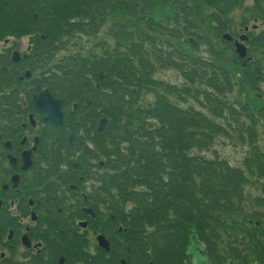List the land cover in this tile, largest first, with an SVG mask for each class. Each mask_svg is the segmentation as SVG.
Returning <instances> with one entry per match:
<instances>
[{
	"label": "trees",
	"instance_id": "trees-1",
	"mask_svg": "<svg viewBox=\"0 0 264 264\" xmlns=\"http://www.w3.org/2000/svg\"><path fill=\"white\" fill-rule=\"evenodd\" d=\"M160 1L170 12L157 19L154 9ZM240 2L20 0L32 24L58 50L75 37H95L109 21L119 20L85 55L64 57L63 73L55 81L60 94L88 108L86 121L110 120L106 133L94 132L92 140L105 161L104 188L116 193L114 213L126 211L130 216L137 249L182 251L196 234L217 256L226 220L237 223L235 218L248 214L246 188L260 183L264 187V141L262 146L257 140L258 128L264 130V109L252 112L228 100L237 84L232 67L238 65L248 87L259 92L261 79L256 77L262 74L261 66L251 63L244 68L232 47H227L232 63L221 64V52L198 31L199 18L206 16L225 45V19ZM254 43L260 45L258 39ZM201 45L208 47L213 60L194 55ZM161 70L178 72L183 83L157 79ZM234 130L249 147L241 167L199 155ZM81 147L84 159L93 155L85 144ZM251 204L255 210L249 215L256 224L246 234L257 240L254 251L264 262V196Z\"/></svg>",
	"mask_w": 264,
	"mask_h": 264
},
{
	"label": "flooded vegetation",
	"instance_id": "flooded-vegetation-1",
	"mask_svg": "<svg viewBox=\"0 0 264 264\" xmlns=\"http://www.w3.org/2000/svg\"><path fill=\"white\" fill-rule=\"evenodd\" d=\"M253 2L258 10L264 6ZM29 14L20 0H0V264H192L186 248L134 247L131 218L126 211L115 215V190L102 183L105 162L92 140L100 120L86 121L88 108L60 94L61 51ZM243 35L247 56L238 63L247 68L259 64L252 54L264 55V29L254 35L246 26ZM241 36L228 48L235 50ZM55 101L61 124L45 122L43 109L56 110ZM82 144L92 156L83 158ZM246 252L200 250L211 264H264L256 251L253 260Z\"/></svg>",
	"mask_w": 264,
	"mask_h": 264
},
{
	"label": "rangeland",
	"instance_id": "rangeland-1",
	"mask_svg": "<svg viewBox=\"0 0 264 264\" xmlns=\"http://www.w3.org/2000/svg\"><path fill=\"white\" fill-rule=\"evenodd\" d=\"M170 10L168 6L163 4L162 1L156 6L154 9L155 17L157 19L161 18L163 15L168 14ZM203 15L206 12H203ZM208 13V12H207ZM198 22V31L201 36L205 39L209 40L215 47V49L220 53L221 57L218 60L221 64L230 65L232 63V59L230 58V52L227 49L226 45H221L217 36L213 33L211 29V23L209 20L204 17H200ZM202 20V21H201ZM119 21L117 18L112 19L108 22L107 28L113 24L114 22ZM226 24L229 29V33L232 34L235 38L241 36L244 33V27H248L252 34L257 35L258 32L264 29V6H261V10L255 8L253 0H241L238 7L225 19ZM127 22V20H124ZM140 27V26H138ZM137 27V28H138ZM105 28L99 35L95 37H75L71 39L68 44V51H61L59 54L60 58L63 56L73 55V54H81L85 55L89 50H92L97 43L106 38V30ZM144 28V27H143ZM142 28V29H143ZM26 39H22L19 43H21V51L26 50ZM190 45L194 44V41H189ZM179 48H183L185 50H190L191 47L186 44H181L177 42L176 44ZM195 52L194 55H201L202 57L207 58L208 60H213L211 57V53L208 51V47L205 45H201L198 51ZM252 56L257 59L256 62L261 66V73L263 75V80L259 82V92H253L245 83L244 77L238 70V65L236 67H232L234 69V79L237 82L234 92L228 96V100L230 103L244 105L250 109L252 112H257L259 109H264V55L262 52H255ZM156 78L170 84L181 85L183 80L178 72L174 70H161L156 74ZM243 137H239L238 133L234 130L231 134V137H220L216 140L214 147L209 152L199 154L203 155L207 158H215L216 156L220 159L228 161L234 167H241L242 163L245 159V156L248 152V147L242 141ZM245 140V138H244ZM264 141V130L260 126L258 128V142L263 146ZM195 155L198 153L195 152ZM247 194V212L248 214L244 218H235L232 223V219L226 220V227H224L223 232L221 234V243H220V253L223 251L226 246H232L235 248H243L245 249L246 256L253 260L255 250L254 244L257 240H250L247 236L246 232H250L254 230L255 222L253 218H251V213L255 210V207L251 204V200L258 196H264V187L260 184L256 186H250L246 188ZM250 214V215H249ZM240 223V224H238ZM231 224V225H230ZM259 225H256L258 228Z\"/></svg>",
	"mask_w": 264,
	"mask_h": 264
},
{
	"label": "water",
	"instance_id": "water-1",
	"mask_svg": "<svg viewBox=\"0 0 264 264\" xmlns=\"http://www.w3.org/2000/svg\"><path fill=\"white\" fill-rule=\"evenodd\" d=\"M224 39L227 41H231L232 38L230 35H225ZM236 51L237 54L240 55L241 58H245L247 55L246 48L241 45L239 42H236ZM58 104L57 109L55 110V105H47L45 109H43L44 113L47 114V118L45 119L46 123L50 124H61L62 122V112H61V102L55 101ZM42 111V112H43ZM109 125L108 119H102L99 122L98 132L103 134ZM191 244L187 248L186 252L188 255L192 257V264H210L209 260L205 255H201L199 250L204 249L203 244L198 240L196 235L191 236L190 238Z\"/></svg>",
	"mask_w": 264,
	"mask_h": 264
}]
</instances>
